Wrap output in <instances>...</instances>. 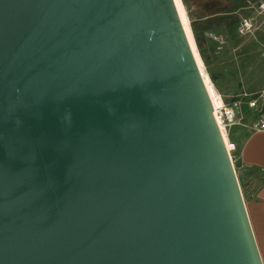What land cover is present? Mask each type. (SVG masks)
I'll return each mask as SVG.
<instances>
[{
	"label": "water",
	"instance_id": "95a60500",
	"mask_svg": "<svg viewBox=\"0 0 264 264\" xmlns=\"http://www.w3.org/2000/svg\"><path fill=\"white\" fill-rule=\"evenodd\" d=\"M0 264H263L174 0H0Z\"/></svg>",
	"mask_w": 264,
	"mask_h": 264
},
{
	"label": "rangeland",
	"instance_id": "374dc122",
	"mask_svg": "<svg viewBox=\"0 0 264 264\" xmlns=\"http://www.w3.org/2000/svg\"><path fill=\"white\" fill-rule=\"evenodd\" d=\"M185 1L181 0L189 19L196 54L200 59L203 74L211 84L216 108L239 102L233 123L229 125L226 122L223 126L225 140L229 144L238 176L240 166H235V158L233 159L232 152L237 147L233 141L237 140L241 127L246 125L248 102L264 86V17L258 16L254 29L241 34L238 31L239 22L242 17L251 14L252 10L248 6L252 0L239 3L221 17L214 14V17L207 18H195ZM207 33L222 38L223 43L220 44L207 36Z\"/></svg>",
	"mask_w": 264,
	"mask_h": 264
},
{
	"label": "crops",
	"instance_id": "0c3cea01",
	"mask_svg": "<svg viewBox=\"0 0 264 264\" xmlns=\"http://www.w3.org/2000/svg\"><path fill=\"white\" fill-rule=\"evenodd\" d=\"M246 111V125L241 127L235 144L239 147V175L246 188L245 204L264 264V133L252 132L255 111Z\"/></svg>",
	"mask_w": 264,
	"mask_h": 264
},
{
	"label": "built area",
	"instance_id": "2783aa9c",
	"mask_svg": "<svg viewBox=\"0 0 264 264\" xmlns=\"http://www.w3.org/2000/svg\"><path fill=\"white\" fill-rule=\"evenodd\" d=\"M248 8L252 10L251 14L245 15L239 22L238 31L241 34H245V32L247 33L254 29L258 16L264 17V0H252ZM206 35L215 39L220 44L223 43L222 38L213 33H207ZM262 55L264 56V52ZM238 106L239 102L235 101L232 105L217 108L216 115L219 118L222 128L225 126L226 122L229 125L233 123ZM248 107L255 111V117L250 127L252 132L264 133V86L257 91L254 98L248 102Z\"/></svg>",
	"mask_w": 264,
	"mask_h": 264
},
{
	"label": "bare ground",
	"instance_id": "6f19581e",
	"mask_svg": "<svg viewBox=\"0 0 264 264\" xmlns=\"http://www.w3.org/2000/svg\"><path fill=\"white\" fill-rule=\"evenodd\" d=\"M174 2H175V5H176V8H177V11H178V14H179V17H180V19H181V22H182V25H183V28H184V30H185V32H186V34H187V37H188V40H189V44H190V46H191V49H192V51H193V54H194V57H195V60H196V62H197V64H198V66H199V69H200V71L202 72V77H203V80H204V83H205V85H206V88H207V90H208V93H209V96H210V99H211V102H212V104H213V109H214V114H215V118H216V121H217V123H218V125H219V127H220V129H221V131L223 132V128H222V125H221V123H220V121H219V118L217 117V108H216V106H215V100H214V94H213V92L211 91V84H210V82H209V80L207 79V77L203 74V71H202V65H201V62H200V59L198 58V56H197V54H196V47H195V44H194V41H193V38H192V33H191V31H190V28H189V19H188V17H187V15H186V11H185V9H184V7H183V4H182V2H181V0H174ZM224 134V133H223ZM224 139H226L225 138V135H224ZM225 142H226V140H225ZM226 145H227V148H228V150L230 151V147H229V144L226 142Z\"/></svg>",
	"mask_w": 264,
	"mask_h": 264
},
{
	"label": "flooded vegetation",
	"instance_id": "af4514ba",
	"mask_svg": "<svg viewBox=\"0 0 264 264\" xmlns=\"http://www.w3.org/2000/svg\"><path fill=\"white\" fill-rule=\"evenodd\" d=\"M192 1H197V0H186V4L189 6L190 12L192 13V15H194V17H198V18H207L205 17L203 14H201L196 8L195 6H193L191 4ZM203 3L205 2L204 0H201ZM245 1H249V0H228V4H226V6L217 14L221 17L222 14L226 13L229 9L234 8L235 6H237L239 3H244ZM188 2V3H187ZM201 2V3H202ZM202 3V4H203ZM204 8V7H203ZM210 17H214L213 15Z\"/></svg>",
	"mask_w": 264,
	"mask_h": 264
},
{
	"label": "trees",
	"instance_id": "16d2710c",
	"mask_svg": "<svg viewBox=\"0 0 264 264\" xmlns=\"http://www.w3.org/2000/svg\"><path fill=\"white\" fill-rule=\"evenodd\" d=\"M221 24L222 23H220L219 24V26H221ZM225 24V23H224ZM235 32V34H236V31H234ZM237 35V34H236ZM195 36H196V34H195ZM198 42H199V40H198ZM204 60L207 62V60H206V58H204ZM247 104V103H246ZM248 107V106H247ZM243 135H241V137H242ZM233 141V140H232ZM234 143H236V141H233ZM232 155H233V159L235 160V166H237L238 167V165L240 166V162H239V147H236V149L232 152ZM239 181H240V183H241V186H242V190H243V194H245L246 193V188H245V184H244V182L242 181V179H241V177H240V175H239Z\"/></svg>",
	"mask_w": 264,
	"mask_h": 264
}]
</instances>
